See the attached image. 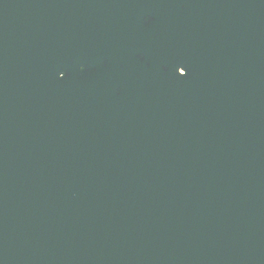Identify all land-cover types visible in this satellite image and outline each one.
<instances>
[{
	"label": "water",
	"instance_id": "water-1",
	"mask_svg": "<svg viewBox=\"0 0 264 264\" xmlns=\"http://www.w3.org/2000/svg\"><path fill=\"white\" fill-rule=\"evenodd\" d=\"M0 264H264V0H0Z\"/></svg>",
	"mask_w": 264,
	"mask_h": 264
},
{
	"label": "snow or ice",
	"instance_id": "snow-or-ice-1",
	"mask_svg": "<svg viewBox=\"0 0 264 264\" xmlns=\"http://www.w3.org/2000/svg\"><path fill=\"white\" fill-rule=\"evenodd\" d=\"M186 75V72L183 70V74H182V76L181 77H183V76H185Z\"/></svg>",
	"mask_w": 264,
	"mask_h": 264
}]
</instances>
